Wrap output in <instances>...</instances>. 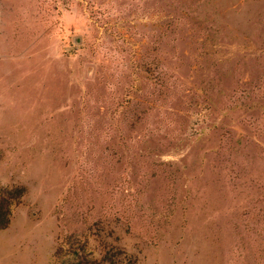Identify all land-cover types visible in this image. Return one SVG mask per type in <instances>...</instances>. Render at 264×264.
<instances>
[{
    "label": "rangeland",
    "instance_id": "374dc122",
    "mask_svg": "<svg viewBox=\"0 0 264 264\" xmlns=\"http://www.w3.org/2000/svg\"><path fill=\"white\" fill-rule=\"evenodd\" d=\"M16 185L0 264H264V0H0Z\"/></svg>",
    "mask_w": 264,
    "mask_h": 264
},
{
    "label": "trees",
    "instance_id": "16d2710c",
    "mask_svg": "<svg viewBox=\"0 0 264 264\" xmlns=\"http://www.w3.org/2000/svg\"><path fill=\"white\" fill-rule=\"evenodd\" d=\"M24 193L25 188L20 185L0 186V230L7 227L12 210L21 202ZM70 237L72 235H66L60 240L59 246L52 254L54 262L57 264H91V260L80 257L84 244L70 240Z\"/></svg>",
    "mask_w": 264,
    "mask_h": 264
}]
</instances>
